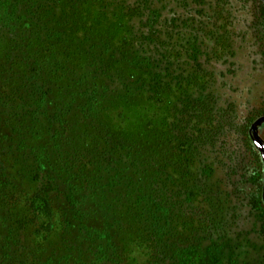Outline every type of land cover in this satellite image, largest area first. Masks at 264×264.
Wrapping results in <instances>:
<instances>
[{
  "label": "rangeland",
  "instance_id": "374dc122",
  "mask_svg": "<svg viewBox=\"0 0 264 264\" xmlns=\"http://www.w3.org/2000/svg\"><path fill=\"white\" fill-rule=\"evenodd\" d=\"M50 1L61 69L36 28L19 100H1L19 116L0 122V185L17 174L25 221L0 228L3 255L17 235L0 264H264V0Z\"/></svg>",
  "mask_w": 264,
  "mask_h": 264
},
{
  "label": "trees",
  "instance_id": "16d2710c",
  "mask_svg": "<svg viewBox=\"0 0 264 264\" xmlns=\"http://www.w3.org/2000/svg\"><path fill=\"white\" fill-rule=\"evenodd\" d=\"M9 2L10 0H0V14L2 15L6 14L10 17L12 16L13 21H15V16H17L18 20L15 25L14 23L13 25H11L3 17L4 19L3 23H5L6 28L9 29L6 35L11 36V38L7 42V48L5 50L6 60L2 59L0 63V74L5 73L6 75L4 78L0 79V122L3 121L4 124L7 123V121L4 119L5 116L12 117V118L19 116V109H15L11 107L5 110V105L1 103L2 99H8L13 104L14 102H18L19 100L17 99V97L20 94V86L18 84L19 77L15 72H13V69L17 66L20 69L22 68L32 69L30 66L35 64L37 56L40 55L42 52L40 50L41 46L37 45L35 46V49L37 51L33 53L35 54V57L34 55L33 56L31 55V46L33 45L32 34L35 32L36 28H38L39 30L48 31V35L46 37V46L48 47V51L52 52L50 54V60H49L50 66L46 67V71H48V73L58 72L57 70L61 69V67L59 66V62L57 61L63 56V54L65 56V53L67 51L62 53V51H60L61 49L60 47L64 46V44H67L68 42H72L71 37L65 36L66 34H63L62 32L60 33V31L57 30L56 28L53 27V28L46 29L48 27V24L52 22V20L54 19L53 14L55 10L54 9L55 4L53 2L50 3L51 2L50 0L48 1L46 0L45 1L44 0H21V2L18 0H11V5L9 4ZM44 6H46V10H47L46 12H43V10H41V9H44ZM46 14L51 15V19L49 20V22L44 23L43 17H45ZM29 16L31 17L29 19V22L31 23L32 21V23L29 24V26L24 25L25 24L24 20ZM19 20H23V23H19ZM60 22L61 21H59V25H60ZM1 29L3 30V28ZM40 38L43 39L44 35L41 34ZM55 49H57L56 50L57 52L55 51ZM12 55H14V57H12ZM15 59L16 60L18 59V62H19L18 64L11 63L12 61H15ZM8 65L10 66L7 67ZM157 69L160 70L159 67ZM159 70L155 72V74L157 75L160 74ZM38 96L35 97L34 95L31 94L28 97V99L24 97L26 100L23 102V106H24V103L27 102V100L31 101L29 99H33V98H35V103L32 104L31 111L29 110L26 111L24 116L22 117L25 120L19 122L17 127H14V131H9L11 136L13 135L15 136L12 139L14 143H16L19 140V136H21L20 141L18 143V148H17L18 151L25 149V146L27 145L26 138L28 137L29 132L31 134L34 133L38 127V124L41 122L40 120L41 107L40 106L42 104H41V99L38 98ZM24 98L22 100H24ZM11 150H13L14 153L17 152V150L14 149V147L11 148ZM13 151L11 152L13 153ZM38 172L39 171H37V173ZM37 173L33 177L34 180L37 177ZM18 175H20V172H18ZM6 176H7V179H5L3 183L0 185V195H1L0 200L2 203L1 208H2V211L4 212V214L1 215V209H0V228L1 229H3V224L10 221V219L11 221L14 220L16 222V223L14 222L15 225H17L18 222L20 223V222L25 221L21 219L17 221V214L12 213L13 209L16 210L17 213L19 212L18 214L21 213V211L19 210V204H20L21 199L17 198V187L18 186L17 184H15V182H19V183L21 182L19 181L17 174L11 173V171L10 173H6ZM1 190H3V192ZM37 200H38V193H36V195H33V197L29 198V204H30L29 208L34 209V206ZM48 210H50V207H48ZM29 223L30 222L26 224H29ZM9 232H12V230L9 229ZM16 237L17 235L15 233H13L11 236H9L8 234L5 236L4 240L6 241V250H7L6 252L10 253V248H9L10 243H8V240L13 241L14 239H16ZM0 246H2V248L5 250V245L3 246V243H0ZM6 252L3 255L0 251L1 258L3 259L6 258L7 256ZM1 262L2 260L0 259V263Z\"/></svg>",
  "mask_w": 264,
  "mask_h": 264
}]
</instances>
